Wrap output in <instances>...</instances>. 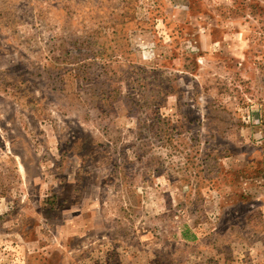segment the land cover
Masks as SVG:
<instances>
[{"label":"rangeland","instance_id":"rangeland-1","mask_svg":"<svg viewBox=\"0 0 264 264\" xmlns=\"http://www.w3.org/2000/svg\"><path fill=\"white\" fill-rule=\"evenodd\" d=\"M0 264H264V0H0Z\"/></svg>","mask_w":264,"mask_h":264}]
</instances>
